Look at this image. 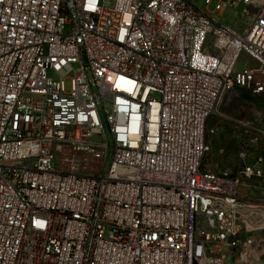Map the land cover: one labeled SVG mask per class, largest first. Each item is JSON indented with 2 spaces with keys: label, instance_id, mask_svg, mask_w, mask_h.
I'll use <instances>...</instances> for the list:
<instances>
[{
  "label": "built area",
  "instance_id": "1",
  "mask_svg": "<svg viewBox=\"0 0 264 264\" xmlns=\"http://www.w3.org/2000/svg\"><path fill=\"white\" fill-rule=\"evenodd\" d=\"M213 118L234 171L202 169ZM255 181L264 0H0V264L252 262Z\"/></svg>",
  "mask_w": 264,
  "mask_h": 264
},
{
  "label": "rangeland",
  "instance_id": "2",
  "mask_svg": "<svg viewBox=\"0 0 264 264\" xmlns=\"http://www.w3.org/2000/svg\"><path fill=\"white\" fill-rule=\"evenodd\" d=\"M218 19H222L224 24L234 27L239 31H244L249 26V18L241 14V7L231 9L224 8L216 13ZM65 87L69 89V80H65ZM210 124L217 128V131L207 138L209 151L202 162V169L213 173L223 171H234L237 168V146L238 127L227 120L213 118ZM252 196L264 202V181H255ZM264 235V233H263ZM228 264H264V257L252 262L230 259Z\"/></svg>",
  "mask_w": 264,
  "mask_h": 264
}]
</instances>
